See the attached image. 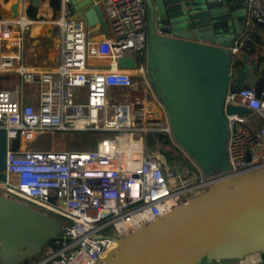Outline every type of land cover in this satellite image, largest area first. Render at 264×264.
<instances>
[{
	"label": "built area",
	"instance_id": "1",
	"mask_svg": "<svg viewBox=\"0 0 264 264\" xmlns=\"http://www.w3.org/2000/svg\"><path fill=\"white\" fill-rule=\"evenodd\" d=\"M13 1L19 16L0 19V75L19 79L12 89L0 90V131L6 135L0 194L63 222L62 234L29 264H98L121 239L180 204L220 182L264 169V92L258 96L243 86L226 93V171L205 174L176 141L149 78L143 0H101L107 30L100 39L63 6L53 22L58 61L32 68L23 64L22 54L33 21L25 16L27 0ZM244 18L264 25V0H246ZM245 40L231 41V77ZM120 59H133L136 68H121ZM28 85L35 90L32 103ZM112 90L123 93L121 102L108 100ZM228 106L249 113L227 114ZM63 131L114 137L85 151L31 147L40 135ZM158 135L179 152L180 162L165 158ZM149 136L156 140L152 152H147Z\"/></svg>",
	"mask_w": 264,
	"mask_h": 264
},
{
	"label": "water",
	"instance_id": "2",
	"mask_svg": "<svg viewBox=\"0 0 264 264\" xmlns=\"http://www.w3.org/2000/svg\"><path fill=\"white\" fill-rule=\"evenodd\" d=\"M100 1L81 0L70 13L88 28L98 26L106 33ZM144 5L149 15V78L165 105L174 138L205 174L222 173L228 169L224 99L244 86L252 70L244 56L236 76L230 74L228 49L239 36L246 0H144ZM11 12L13 18L19 16L17 4ZM231 26L234 32H229ZM119 65L136 68L133 59H120ZM226 112L249 113L232 106ZM157 138L167 145L163 135ZM163 154L168 161L182 159ZM5 155L6 135L0 131L1 182ZM62 232L61 220L0 194V264L26 263ZM262 251L264 169L220 182L180 204L121 239L119 251L98 264H197L202 258L219 261ZM173 255L181 258L167 262Z\"/></svg>",
	"mask_w": 264,
	"mask_h": 264
},
{
	"label": "crops",
	"instance_id": "3",
	"mask_svg": "<svg viewBox=\"0 0 264 264\" xmlns=\"http://www.w3.org/2000/svg\"><path fill=\"white\" fill-rule=\"evenodd\" d=\"M80 1L81 0H65L64 3V0H61L60 10L54 15L52 9L49 7L47 2H42L40 0L38 2H36L35 0H27L28 5L34 2L35 4H38V8H37L35 20H31L27 17V15H25L26 18H28V20L33 21L32 25L29 28L28 35L25 36V44L22 54L23 64L26 67L28 68L37 67L39 66L40 63L52 64L51 66L56 64L59 58V52H58L59 32L57 35L58 39H56L57 52H54L46 48L47 43H49L50 42L49 40H51L50 37L51 32H53L54 31L53 28L56 27L53 24V21L50 22V19L56 16L59 18L61 16V10L63 9V6L65 7V9H68L70 11V9ZM143 4H144V0H143ZM13 5H14L13 0L12 1L0 0V8L5 12V15L0 16V19H10L12 17L11 8ZM144 8H145V19L148 25L149 23L148 9L145 5ZM239 29H240L239 36L237 38L246 37L245 41H250V44H248V46L246 47V51H250L251 53L247 55L241 52V61L244 56L248 57V64L252 68V70L248 75L245 84L253 85L256 82V80L259 78L260 76L259 74L264 68V25H259L251 21L246 22L245 18H243L241 22H239ZM228 30L229 32L230 31L234 32L233 26H231ZM90 31L93 35L97 34V39H100L101 35L104 34L101 28L98 26L90 28ZM147 32H148L147 38H149L148 29ZM43 40H45V42L47 43L45 44ZM170 44H173L175 46L178 45L177 42H172ZM148 53H149V58H151L150 54L152 53V50L150 48V45H149ZM53 54L55 55L53 56ZM54 59L57 60L54 62ZM40 67H46V66H40ZM152 68L154 69V66ZM6 76L17 77L16 75H6ZM153 91L155 94V98L158 101V104L156 103L155 104L159 107L161 112H163L164 110L165 113H167L165 109V105L160 101L154 89ZM34 100H35L34 97H31L29 101L32 103L34 102ZM245 258L246 256L241 258L238 264H264V254H258V258L255 260V262L253 261L247 263L244 261ZM201 264H236V263L233 261H228V259H226V260H219L214 262L205 261Z\"/></svg>",
	"mask_w": 264,
	"mask_h": 264
},
{
	"label": "rangeland",
	"instance_id": "4",
	"mask_svg": "<svg viewBox=\"0 0 264 264\" xmlns=\"http://www.w3.org/2000/svg\"><path fill=\"white\" fill-rule=\"evenodd\" d=\"M3 2H5V1H3ZM3 15H5V12L0 8V16H3ZM57 18H58L57 16L54 18H51L50 22L56 21ZM53 29H54V31L51 32V36H50L51 40H49L50 42L47 43V42H45V40H43V42L45 44L47 43V47H46L47 49H50L54 52H57L56 51L57 50L56 39H58L57 38L58 31H57L56 27H54ZM54 55L55 54H53V56ZM56 60L57 59H54V62ZM51 65L52 64H44V63L39 64V66H51ZM17 81H18L17 77L0 75V90L12 89L17 84ZM26 87L28 88V92L30 93L31 97H34V94H35L34 86L28 85ZM122 94L123 93L120 92L119 90H112L109 92L108 100H110L111 102L119 100V102H121L122 99H118V96H122ZM175 134L176 133L174 131V135ZM112 137H114V133L107 135L104 138H112ZM77 143H78V139L74 135H71V136L63 135V132H46V133L40 135L39 137H37V139L31 145V147L36 149V150H42V151H69V146H73L74 144H77ZM154 143H156V140L154 139V137L149 136L147 138V152L153 151L154 145H155ZM79 144L82 147L88 146V144L83 142V141H80ZM258 254H264V251L259 252ZM240 259L241 258L234 257V258L228 259V261H233L236 264H238ZM205 261L208 262L209 260H207L206 258H202L197 262V264H201ZM29 263H31L30 260H28L24 264H29Z\"/></svg>",
	"mask_w": 264,
	"mask_h": 264
},
{
	"label": "trees",
	"instance_id": "5",
	"mask_svg": "<svg viewBox=\"0 0 264 264\" xmlns=\"http://www.w3.org/2000/svg\"><path fill=\"white\" fill-rule=\"evenodd\" d=\"M42 2H47L49 7L52 9L53 14L55 15L59 10L61 6V0H40ZM38 4H35L34 2L29 4L26 8V15L29 19L35 20L36 19V13H37ZM250 44V41H245L243 48L241 49V52L244 54H250V51H246V47ZM243 65V62L240 60H237L233 63L234 69H239ZM259 78L256 80V82L253 85H244L247 88H251L255 91V93L259 96L262 92H264V68L259 74ZM112 134V132H104V131H63V135H74L78 139V143L74 144L73 146H69V151H85V150H92L97 142L104 139L105 136ZM83 141L88 144L87 147L80 146L79 142Z\"/></svg>",
	"mask_w": 264,
	"mask_h": 264
},
{
	"label": "bare ground",
	"instance_id": "6",
	"mask_svg": "<svg viewBox=\"0 0 264 264\" xmlns=\"http://www.w3.org/2000/svg\"><path fill=\"white\" fill-rule=\"evenodd\" d=\"M12 1V0H11ZM26 23V21L25 20H23V24H25ZM31 26V25H30ZM30 28V27H29ZM28 28V29H29ZM29 31V30H28ZM168 213V212H167ZM181 244L182 243H180L179 245L181 246ZM119 249H120V247L119 246H115V247H112V248H109V250H108V252L107 253H105L104 255H103V259H110V258H112L118 251H119ZM181 258V257H180ZM180 258H178V256L177 255H173V256H170L169 258H168V260H167V262H169V263H171V262H174L175 260H177V259H180ZM258 258V253H253V254H249V255H246V258L244 259V261L245 262H255V260ZM182 259H184V261H185V257H182ZM244 263V262H243Z\"/></svg>",
	"mask_w": 264,
	"mask_h": 264
},
{
	"label": "flooded vegetation",
	"instance_id": "7",
	"mask_svg": "<svg viewBox=\"0 0 264 264\" xmlns=\"http://www.w3.org/2000/svg\"><path fill=\"white\" fill-rule=\"evenodd\" d=\"M160 147H161V149H162L163 152L168 153L170 155V157L173 158V159L176 158L178 155H180L179 152L176 151L174 149V147L169 142H167V145H164L163 144V141L160 142ZM172 161H174V162H180L181 160L174 159Z\"/></svg>",
	"mask_w": 264,
	"mask_h": 264
}]
</instances>
